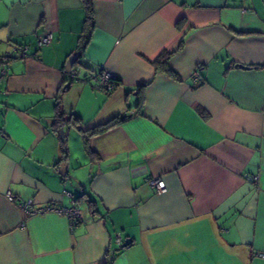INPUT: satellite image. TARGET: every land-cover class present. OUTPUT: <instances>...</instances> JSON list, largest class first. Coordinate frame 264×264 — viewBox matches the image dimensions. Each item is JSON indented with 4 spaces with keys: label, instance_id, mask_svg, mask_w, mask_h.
<instances>
[{
    "label": "crops",
    "instance_id": "crops-1",
    "mask_svg": "<svg viewBox=\"0 0 264 264\" xmlns=\"http://www.w3.org/2000/svg\"><path fill=\"white\" fill-rule=\"evenodd\" d=\"M91 2L0 0V264H264V0Z\"/></svg>",
    "mask_w": 264,
    "mask_h": 264
},
{
    "label": "built area",
    "instance_id": "built-area-1",
    "mask_svg": "<svg viewBox=\"0 0 264 264\" xmlns=\"http://www.w3.org/2000/svg\"><path fill=\"white\" fill-rule=\"evenodd\" d=\"M51 42V35L49 33H44L38 38V45H48ZM27 48L25 46L14 47V52L24 56ZM4 69H0V74L4 75ZM70 77H74V73H70ZM92 78L95 82L92 84V88L100 90L103 92H110L115 87V81L117 77L110 72L101 68L96 74L92 75ZM192 78L195 82L201 81V75L198 69H195L192 73ZM147 184L158 193H163L166 191V185L164 180L158 177H151L147 179ZM7 198L13 200V197L8 192ZM24 208L27 213L30 214H47L55 212L57 214L63 215L67 218L69 226L72 228L81 218V209L76 204H73L70 207H55L52 205H45L36 208L28 209V203L24 204ZM117 241L120 243V238H117Z\"/></svg>",
    "mask_w": 264,
    "mask_h": 264
},
{
    "label": "trees",
    "instance_id": "trees-1",
    "mask_svg": "<svg viewBox=\"0 0 264 264\" xmlns=\"http://www.w3.org/2000/svg\"><path fill=\"white\" fill-rule=\"evenodd\" d=\"M84 3H85V9H86V30H87V33L88 31L90 32L91 28L93 27V7H92V2L91 0H83ZM167 57L166 55H163L162 56V61H161V66L164 67V65L167 63ZM167 71H169L167 69ZM117 81H115V86L117 85ZM140 106V105H139ZM128 116L127 115H119V116H116L112 119H110L109 121H107L106 123L104 124H101L100 126H97L93 129H90V130H85L83 131L84 133V144L85 146L87 145V141H88V138L91 136V135H94V134H98L120 122H122L123 120H125ZM76 118H73L71 121V123H73V125H76V121L74 120ZM53 124H54V130L57 131L59 130L60 127H63V117L59 114V111L57 110L54 118H53ZM61 142H62V146L64 147V142H65V139H61ZM86 202H87V205L89 207V209L92 211V212H96L97 211V207H96V202L93 200V199H90V198H87L86 199Z\"/></svg>",
    "mask_w": 264,
    "mask_h": 264
},
{
    "label": "water",
    "instance_id": "water-1",
    "mask_svg": "<svg viewBox=\"0 0 264 264\" xmlns=\"http://www.w3.org/2000/svg\"><path fill=\"white\" fill-rule=\"evenodd\" d=\"M66 69H67V71H70V70H71V63H68V64H67ZM67 85H68V84H66V86H67ZM59 134H60V137L63 138V127H60V128H59ZM63 168H65V167H63ZM61 173L64 174L63 170H61ZM130 242H131V239H129V238H128V239H125V240L122 242L121 246H122V247L127 246Z\"/></svg>",
    "mask_w": 264,
    "mask_h": 264
}]
</instances>
